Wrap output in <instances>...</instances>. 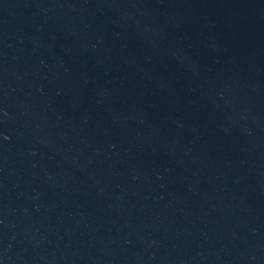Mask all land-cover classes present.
<instances>
[{"label":"water","instance_id":"water-1","mask_svg":"<svg viewBox=\"0 0 264 264\" xmlns=\"http://www.w3.org/2000/svg\"><path fill=\"white\" fill-rule=\"evenodd\" d=\"M0 264H264V0H0Z\"/></svg>","mask_w":264,"mask_h":264}]
</instances>
